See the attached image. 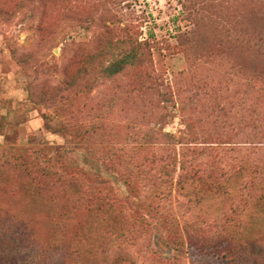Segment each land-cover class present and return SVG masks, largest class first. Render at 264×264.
<instances>
[{
	"label": "rangeland",
	"instance_id": "rangeland-1",
	"mask_svg": "<svg viewBox=\"0 0 264 264\" xmlns=\"http://www.w3.org/2000/svg\"><path fill=\"white\" fill-rule=\"evenodd\" d=\"M133 49L140 62L103 77ZM65 148L69 176L130 195L108 232L72 206L71 180L46 176ZM179 159L200 172L178 181ZM263 171L264 0H0V264H64L89 230L104 245L132 227L108 264H264ZM158 188L175 219L144 226L131 215ZM86 250L67 264H103Z\"/></svg>",
	"mask_w": 264,
	"mask_h": 264
},
{
	"label": "trees",
	"instance_id": "trees-1",
	"mask_svg": "<svg viewBox=\"0 0 264 264\" xmlns=\"http://www.w3.org/2000/svg\"><path fill=\"white\" fill-rule=\"evenodd\" d=\"M145 45L147 44L138 43V48L142 49L143 47H145ZM109 55L112 57L114 55V52L106 51L101 56L106 57ZM140 58H141L140 53L133 49L130 51V53L122 55L119 59L111 61L104 67H100L101 73L103 74V77L105 78L116 77L120 75L121 73H123L128 67L134 65L137 62H140ZM49 122H52L51 119L49 120ZM72 153L73 151L68 148L61 149L59 151L60 160L57 166L58 171H60L59 177L57 174L51 173V166L48 164L47 161H44L45 165L48 166L44 168L46 172V176H51L52 174H54L57 177V179H59L60 182H69V180H71L73 184L76 186V188H74V190L71 193L72 198L70 201L73 204L72 206L74 208H84L87 211L89 216L93 217L95 215L96 219L101 218V221H102L101 223L104 224L102 228L105 230V232H108L110 229L107 223L108 217L109 216L114 217V214L118 213L119 211L118 209L123 207L126 201L129 200L130 195H128V193L124 191L119 192V193L111 192L109 194H103L101 192L95 193V191H97L96 189H92L89 187V185L84 184V181H81L77 179L76 177L74 178L75 174L77 175L81 174V170L79 169V164L73 161L71 157ZM141 160L142 158L140 156L138 158L136 157L135 163L139 164ZM177 163H178V171H179V173L177 174L178 181L182 179L183 175L188 174L190 171H194L197 173L200 172L199 168L196 165H192V163L186 159L185 160L179 159ZM143 164H139V167H142ZM166 167H169V165L167 164ZM69 170H74V172L76 173L74 175L72 174L69 176L70 174ZM239 172H243V169H240ZM88 173L90 176L94 177V179L96 175H98V177L96 178L99 182L98 183L99 185H106L111 181L110 177H108L107 175H104V173H102L99 170H94V171L88 170ZM193 176L195 175L191 174V177ZM239 176L241 177V174H239ZM263 176H264V171L261 173V177ZM172 178L173 177L171 176L170 171L167 168H164L163 175L158 176L156 179L159 180V182H163V181L167 182V180H171ZM263 181L264 179H260L259 181H257V183L260 185ZM72 182H71V185H72ZM123 183H128V179H124ZM174 184L175 183H171L170 186L172 187ZM254 184L255 183H253L252 186H254ZM184 188L185 187H182L181 190L183 191ZM123 196L125 197L122 198ZM186 196L187 194L185 193L184 197ZM173 199H174V195H173L172 190L158 188V191H155L152 195L148 197L149 203H152L154 208H150L149 213H143L142 215H137V213H133L131 217L134 218L135 220L139 219L140 222L144 226H146L147 224L148 225L150 224V222H147L149 216L155 221L162 219L163 223H169L171 220L175 219L174 214L170 207L173 204ZM263 199H264V195L261 197L260 200H263ZM151 212H153V216L150 215ZM126 231H127L126 237H124L123 234H121L119 231L115 233L114 241L115 242L119 241V243L116 244L114 243V241H108L104 245L103 244L101 245L100 239L103 238L104 235L100 231V229L97 230L96 232H93V230L90 232L89 230L86 236L84 235L85 236L84 240L90 241V243H88L86 247H84V248H87L86 251L88 253V256L93 259H96L97 257H102L103 261L101 262L103 264H108L109 260L116 254V250L120 251L121 250L120 248L125 242L132 241V239H139V237L136 236L138 231L137 229H135V227H132L130 230H126ZM194 232L195 234L197 232L200 233V231H196V230L193 231V234ZM261 235L262 233H260V231L248 232V236L250 240L258 239V237H260ZM122 237L124 238L121 239ZM240 237H243V236L241 235ZM195 238H198V236ZM236 243H238L236 246L240 245V240H237ZM78 246L79 245L71 247V249L69 250L65 249L64 251H62L63 252L62 261L64 262V264H67L68 259L71 260L72 262V261H75L76 257L81 255V252L84 250V248L81 249ZM104 254H106L107 256H104ZM112 264H119V258H114L112 260Z\"/></svg>",
	"mask_w": 264,
	"mask_h": 264
}]
</instances>
